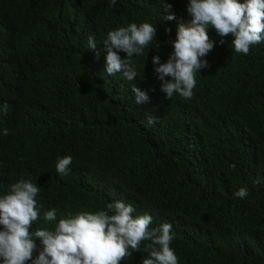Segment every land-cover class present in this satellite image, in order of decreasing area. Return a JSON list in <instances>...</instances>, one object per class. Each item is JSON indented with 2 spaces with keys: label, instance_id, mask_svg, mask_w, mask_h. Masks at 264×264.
<instances>
[{
  "label": "trees",
  "instance_id": "trees-1",
  "mask_svg": "<svg viewBox=\"0 0 264 264\" xmlns=\"http://www.w3.org/2000/svg\"><path fill=\"white\" fill-rule=\"evenodd\" d=\"M167 2L175 20L161 0H0V194L21 178L36 183L34 228L47 226L44 211L59 220L122 200L152 227L172 224L179 264H264V42L235 54L233 37L209 28L217 43L194 97L164 99L152 57L166 62L190 20L189 0ZM132 22L157 26L159 48L154 40L134 57L139 76L127 81L106 74L102 39ZM133 85L148 102L136 103ZM65 155L73 162L60 176ZM241 187L249 195L234 198Z\"/></svg>",
  "mask_w": 264,
  "mask_h": 264
},
{
  "label": "clouds",
  "instance_id": "clouds-1",
  "mask_svg": "<svg viewBox=\"0 0 264 264\" xmlns=\"http://www.w3.org/2000/svg\"><path fill=\"white\" fill-rule=\"evenodd\" d=\"M108 2L112 7L117 4V0ZM161 6L169 13L164 19H176L171 3L161 0ZM186 12L190 20L178 24L176 38L168 42L173 51L166 62H161L159 55L152 57L155 78L161 82L160 91L167 100L177 95L184 100L194 97L197 74L210 67L205 57L217 43L210 39L209 28L222 38L231 35L230 48L235 54L249 55L253 46L264 42V0H189ZM154 40L159 48L157 26L149 22H132L109 30L102 39L107 52L106 74L120 73L124 80H135L139 74L134 57L142 56ZM96 43L95 36L89 35L88 47L95 49ZM224 43L223 39L219 41L220 45ZM121 52L126 56L122 58ZM132 91L136 103L148 102L146 91L134 85ZM3 112H8L6 103ZM147 122L151 125L156 120L149 115ZM2 134L7 136L9 130L3 129ZM72 162L70 155L57 157L56 172L68 175ZM259 182L258 178L256 183ZM40 191L36 183L21 178L0 194V264H121L137 252L147 254L141 264H179L170 246L175 239L172 224L152 227V215H134L136 208L122 200L59 220L56 209L44 211L42 220L47 226L34 228L41 218L42 205L37 199ZM248 195L246 187L233 193L239 199Z\"/></svg>",
  "mask_w": 264,
  "mask_h": 264
}]
</instances>
